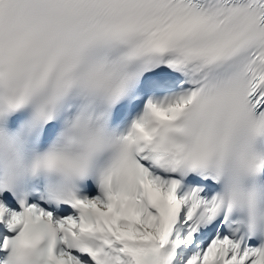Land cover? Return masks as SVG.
Segmentation results:
<instances>
[{"label":"snow or ice","instance_id":"6c2138e0","mask_svg":"<svg viewBox=\"0 0 264 264\" xmlns=\"http://www.w3.org/2000/svg\"><path fill=\"white\" fill-rule=\"evenodd\" d=\"M0 264H264V0H0Z\"/></svg>","mask_w":264,"mask_h":264}]
</instances>
